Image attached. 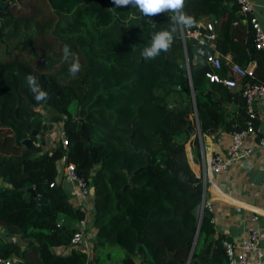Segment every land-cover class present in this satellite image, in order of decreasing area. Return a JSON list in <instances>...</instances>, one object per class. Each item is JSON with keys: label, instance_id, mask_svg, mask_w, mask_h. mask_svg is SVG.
I'll use <instances>...</instances> for the list:
<instances>
[{"label": "trees", "instance_id": "trees-1", "mask_svg": "<svg viewBox=\"0 0 264 264\" xmlns=\"http://www.w3.org/2000/svg\"><path fill=\"white\" fill-rule=\"evenodd\" d=\"M1 1L9 6L0 10V70L16 74L13 112L22 105L26 123L25 135L17 133L0 150L14 151L0 152V258L25 264H187L194 247L190 264H227L211 212L205 209L198 218L206 194L190 167L186 127L193 125L194 108L201 134L245 129L242 89L264 83V52L255 49L237 0H185L193 26L178 28L169 50L155 59L141 52L154 33L171 29V12L147 17L112 0ZM214 20L219 75L230 76L223 61L230 55L243 67L255 63L253 78L238 80L234 89L204 79L193 90V105L184 62L186 57L192 66L197 47L187 38L183 43L181 32L186 36ZM77 59L80 71L73 76L69 68ZM27 75L48 93L46 100L34 99ZM227 104L237 107V121ZM42 111L65 131L66 148L43 149ZM26 136L39 147L16 144ZM64 164L74 166L93 196V255L70 245L86 215L69 201L61 182ZM30 188L47 201L38 210ZM61 216L66 223L59 225Z\"/></svg>", "mask_w": 264, "mask_h": 264}, {"label": "crops", "instance_id": "crops-1", "mask_svg": "<svg viewBox=\"0 0 264 264\" xmlns=\"http://www.w3.org/2000/svg\"><path fill=\"white\" fill-rule=\"evenodd\" d=\"M249 1L252 5L253 14L264 33V0ZM198 25L201 28L204 26V23ZM188 39L195 41L193 37H188ZM223 61L228 66L233 62L230 55L224 57ZM251 65L254 69L255 63H251ZM225 108L237 121L238 113L235 104H227ZM253 110L255 113L253 125L258 130V133L256 136L247 137L244 142L245 148L250 151L248 156L235 161L229 169L218 174L206 171L211 158L215 155L223 158L229 156L231 132L220 129L211 135L201 134V139L187 136L186 149L190 167L195 176L198 179H202L203 182L205 175L204 189L206 195L204 203L210 206L209 211L212 214L211 223L215 233L214 239L219 240L222 245L227 243L233 247H238L243 240L248 238L250 228H253L258 232V244L263 254L262 262L264 264V147H260L258 144L260 139L264 138V100L255 99ZM190 119L193 123L192 127L196 128V115L191 114ZM42 124L47 127L42 147L43 149L50 150L58 143L61 126L52 125L49 120L43 119ZM27 138L26 136L18 141L21 142ZM18 146L23 147L20 144ZM5 149L6 147L3 146V142H0V150ZM21 150L22 148L16 149L15 154H19ZM61 182L68 192L70 203L82 210L87 209L86 211L89 213L92 208L91 206H93L92 194H90L89 198L83 197L74 184L65 180ZM86 217L92 216L86 214ZM60 219L63 221L59 222V224L66 223L64 218L60 217ZM89 229H94L91 222L87 224V230L84 235L85 245H87V240L89 239ZM4 234V231L0 228V237H4ZM13 240L16 241L15 238ZM254 262V258L248 255L247 264H254Z\"/></svg>", "mask_w": 264, "mask_h": 264}, {"label": "built area", "instance_id": "built-area-1", "mask_svg": "<svg viewBox=\"0 0 264 264\" xmlns=\"http://www.w3.org/2000/svg\"><path fill=\"white\" fill-rule=\"evenodd\" d=\"M237 3L239 6V15L242 17L243 22L248 23L252 28L254 34L255 49L264 52V33L260 27V24L258 23L257 18L253 14L250 1L237 0ZM216 25L217 21L214 20L211 23H207L201 28L199 25H197V29L195 31H187L186 36L183 32H181L182 40L183 43H185L186 38L188 39V37H193L195 41H197L196 57H202L207 66V72L204 76L205 80L209 81L210 83L220 84L227 89H234L238 85V80L242 81L243 79L253 78V66L251 65V63H249L246 67H243L237 63L232 62L229 65L230 76L221 77L219 75V72L222 69V57L215 50L216 33L214 29ZM184 66L189 76L190 65L186 57ZM189 82L191 86L190 76ZM242 98L245 103V111L247 114L246 127L243 130H234L231 132L229 156L226 158H223L219 155H215L214 157H212L208 166L206 167L207 172L218 174L222 171H225L229 169L238 159L248 156L250 152L245 148L244 142L247 137L256 136V134L258 133V130L253 125V121L255 119L253 103L255 99L264 100V84L259 82L245 84L242 89ZM258 144L260 147H264V138H261ZM33 145L35 147H39V143H33ZM57 145H60L63 148H66L68 146L66 133L62 128H60L59 130V140ZM61 180H65L74 184L83 197L88 198L90 196L86 181L77 175L72 164H64L63 177ZM204 184L205 175L203 177V186ZM205 209L209 210L210 206L203 201L198 208L199 219H201V216ZM82 211L85 213V215L88 214V216L92 217H85L84 219L77 222V229L70 238V245L73 247H84L87 251L84 235L87 230V224H89V222L94 219L93 206L89 213H87L88 211L85 210ZM258 242V232L255 229L250 228L248 238L243 240L238 247H233L230 244L224 243L223 248L227 258V264H247L248 255H251L254 258V264H263V254ZM17 261H19L20 264H25L21 259L18 258H0V264H16Z\"/></svg>", "mask_w": 264, "mask_h": 264}, {"label": "clouds", "instance_id": "clouds-1", "mask_svg": "<svg viewBox=\"0 0 264 264\" xmlns=\"http://www.w3.org/2000/svg\"><path fill=\"white\" fill-rule=\"evenodd\" d=\"M117 7H138L143 16L151 17L165 11L173 13L171 17L172 27L170 30H163L152 35L150 45L145 47L141 52V56L145 59H155L162 51L167 52L172 45L174 33L178 28H191L194 20L187 15L183 9L185 0H112ZM64 58L69 56V47L67 45L63 48ZM80 71V64L78 59L70 66L69 72L75 76ZM28 86L34 94V99L44 101L48 98V93L41 89L37 79L32 75L26 77ZM16 264H20L19 261Z\"/></svg>", "mask_w": 264, "mask_h": 264}, {"label": "rangeland", "instance_id": "rangeland-1", "mask_svg": "<svg viewBox=\"0 0 264 264\" xmlns=\"http://www.w3.org/2000/svg\"><path fill=\"white\" fill-rule=\"evenodd\" d=\"M0 84H1V89H0L1 90V94H0V142L2 143L4 141L3 146H5V143H7L8 139L13 141L14 139L13 137L17 133L25 135V133L23 132V128H24L23 125L26 123V119L23 114L24 107L22 105L21 107L18 108V109H21L19 112L18 110L13 112L15 104H16V99L13 98L12 96L13 95L17 96L19 88H20V83H18L15 72L0 70ZM71 112L73 115H75L76 107L74 105L71 108ZM191 114H194L195 116L194 108L192 109ZM41 118L43 120H47L46 111L41 112ZM20 119L24 121H21ZM187 138L188 137H186V139ZM11 151L14 152L13 150ZM11 151H8V152L0 151V152L11 154L12 153ZM92 205H93V202H92ZM87 206L89 207V205ZM86 210L87 209H85V211ZM93 221L94 219L91 220L92 225H93ZM59 222H61V219L58 221V223ZM88 233L87 234H88L89 239L87 240V245H86L87 252L89 255H93V240H94V234H95L94 229H91V230L89 229ZM113 252L116 254V256H120V257L122 256V252L120 251L119 248H114ZM92 263H94L93 260H92Z\"/></svg>", "mask_w": 264, "mask_h": 264}, {"label": "water", "instance_id": "water-1", "mask_svg": "<svg viewBox=\"0 0 264 264\" xmlns=\"http://www.w3.org/2000/svg\"><path fill=\"white\" fill-rule=\"evenodd\" d=\"M8 6H9V3H4L0 0V10H5ZM192 43L195 47H197V41L192 40ZM206 72H207V66L205 64L204 59L202 57H196L192 66L189 68V76H190V81H191L190 89H191V96H192L193 105H194V91L193 90L195 87H198L204 81V76H205ZM23 92H24V90H23ZM195 115H196V112H195ZM87 118L88 117L86 115V117H84L83 120H87ZM187 121H189L188 118H187ZM80 125H81V120H79V122H78L77 129L80 128ZM49 128H50V125H49ZM186 131H187L188 137H190V138L198 137L199 139H201V131H200V127L198 124L197 116H196V128H193L190 124H188L186 127ZM36 134H37V132L33 131L32 136H34ZM39 139L42 142V144H44V141H43L44 139H43L42 135L39 136ZM16 144L17 145L20 144V145L24 146L26 149H28L33 144V142L30 138L24 139L21 142H19L16 139ZM130 183H132L131 179H130ZM27 192L30 193V196L32 198L36 199V201H37V209L36 210L41 208V206L43 204L47 203V201L44 198L38 196L35 193L33 188L28 189ZM199 223H200V221H199ZM139 242H141V241H139ZM193 249H194V247L192 248V251L189 255V259H188L187 264L190 263V259H191Z\"/></svg>", "mask_w": 264, "mask_h": 264}]
</instances>
